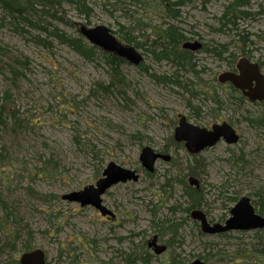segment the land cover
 I'll return each mask as SVG.
<instances>
[{
    "label": "rangeland",
    "instance_id": "rangeland-1",
    "mask_svg": "<svg viewBox=\"0 0 264 264\" xmlns=\"http://www.w3.org/2000/svg\"><path fill=\"white\" fill-rule=\"evenodd\" d=\"M160 1L84 0L82 13L63 3L55 18L41 16L70 37L80 25H104L124 44L128 35L143 59L124 60L116 77L103 50L87 60L0 5V264L35 248L47 264H260L264 229L205 233L191 212L224 224L242 196L257 211L264 204V103L216 80L242 56L264 76V0H181L168 15ZM167 25L202 42L193 68L151 52ZM219 44L228 48L220 57L205 50ZM181 115L206 129L228 122L239 140L190 154L173 136ZM144 146L170 161L147 171ZM110 162L138 175L101 196L112 215L61 199L95 185ZM153 235L167 250L143 260Z\"/></svg>",
    "mask_w": 264,
    "mask_h": 264
},
{
    "label": "water",
    "instance_id": "water-1",
    "mask_svg": "<svg viewBox=\"0 0 264 264\" xmlns=\"http://www.w3.org/2000/svg\"><path fill=\"white\" fill-rule=\"evenodd\" d=\"M78 32L89 44L102 49L104 52L113 53L121 59L130 62L133 65H139L143 59L142 54L134 46L121 43L114 34L104 26L86 27L80 25ZM199 41L187 40L181 44L182 49H189L192 52L200 49ZM234 71H223L217 76L219 83H230L242 95L246 96L251 102L264 101V76L260 72V67L256 62H251L247 57L242 56L236 64ZM173 136L176 142L183 143L190 154H196L204 148L213 147L220 140L227 144H235L239 140V134L228 123L213 124L211 129L199 127L196 124L189 123L185 116H180L177 126L174 128ZM170 161L171 157L162 152L158 153L151 147L144 146L139 154V159L144 169L152 172L154 164L158 159ZM138 175L135 170L124 169L113 162L106 165L103 174L96 180L95 185H87L82 190L70 192L61 197L62 200L69 202H78L82 207L91 205L103 216L112 215L102 203L101 196L109 187L118 184V182L137 181ZM188 183L195 188L199 187V180L195 177H188ZM192 218L200 221L201 231L210 234L228 233V231H250L264 229V215L256 213L250 197L242 196L231 207L230 216L224 224H210L204 213L200 210L191 212ZM148 247L152 249L153 254L161 255L167 249L164 244L157 243V236L153 235L147 241ZM20 264H47L45 253L42 249L35 248L31 251H25L19 257ZM187 264H206L203 260L197 258Z\"/></svg>",
    "mask_w": 264,
    "mask_h": 264
},
{
    "label": "trees",
    "instance_id": "trees-1",
    "mask_svg": "<svg viewBox=\"0 0 264 264\" xmlns=\"http://www.w3.org/2000/svg\"><path fill=\"white\" fill-rule=\"evenodd\" d=\"M83 2L84 0H0V5L5 13L10 14L11 16L19 17L23 20V22H25V24H28L31 28H33L34 30H38L41 33H46L47 31L48 33H50V36L57 39L60 43L70 46L78 54H81L87 60H91L94 55L92 53L93 50L96 49L98 52L99 50L97 47L91 44L88 45V42H85L81 34L79 35V37H70L69 35L67 36L65 33L60 31L58 28L53 27L50 23H41L42 15L55 18L56 8H59L63 3H68L70 6H73L74 9L82 13L84 12V10L81 9L84 5ZM181 3V0H176L172 3L169 0H161L159 2V6L164 7L163 11L167 9V14V12H169V10L171 9L170 7H173L172 5H180ZM176 13L177 11L175 10L174 13H171L170 15L172 17H175ZM225 17L226 15L224 14V18ZM161 33L162 35L159 36V41L155 40V42L151 45L153 48L150 49L154 55H157V59H168L180 66L184 67L185 65H191V68H193L190 59L191 52L188 49L186 50L181 48V44L184 43L187 38L183 36L178 31V29L174 28L172 25H167ZM125 36V40L128 41L127 44L131 43L130 39L127 37L128 35ZM37 40L40 41V39ZM154 47H158L159 51L154 49ZM205 50L207 52L213 53L215 56L220 57L222 56V53L227 52L228 48L225 45L223 46V44H219L217 45V47L210 45L209 47H206ZM100 53L103 56V62L110 67L112 74H114L115 77L118 76L119 73H117V70L119 69L121 63H123L124 59L119 58L113 53L111 54L104 51H101ZM231 89L235 91L233 87H231ZM237 97L242 100L240 95L237 94ZM255 121L257 120L255 119ZM3 123L4 122L2 121L0 112V124ZM192 190L196 193L195 189ZM233 199H235L236 201V198ZM199 205V202L194 204L191 203V205L187 207L186 210L190 211V209L198 207ZM258 205L259 210L257 211L255 209V211L259 215H264V204L259 203ZM145 255L146 257H144L143 260H148L150 258L149 256H151L148 253H145ZM257 261H259L260 264H264L263 251H261V255L257 257Z\"/></svg>",
    "mask_w": 264,
    "mask_h": 264
},
{
    "label": "flooded vegetation",
    "instance_id": "flooded-vegetation-1",
    "mask_svg": "<svg viewBox=\"0 0 264 264\" xmlns=\"http://www.w3.org/2000/svg\"><path fill=\"white\" fill-rule=\"evenodd\" d=\"M187 40H190V39H187ZM190 41H199V42L201 43V47H200V49H198V50H201V49H202V45H203V44H202V42H201L199 39H198V40H197V39H195V40H190ZM188 50H189V49H188ZM189 51H190V50H189ZM191 52H192V51H191ZM196 52H197V51H196ZM245 57H246V56H245ZM247 58H248L251 62H256V61H254V60L252 61V59H250L249 57H247ZM256 63L258 64V62H256ZM258 66H259V64H258ZM259 67H260V66H259ZM225 71H229V72L234 71V72H237V69L235 68V65H234V67H231V69H229V70H225ZM260 72H261V67H260ZM261 73H262V72H261ZM216 80H217V79H216ZM218 82H219V81H218ZM219 84H221V83H219ZM222 84H229L230 87H233V86H232L230 83H228V82H226V83H222ZM235 90H236V89H235ZM237 91H239V90H237ZM239 93H240V96H241L242 99L244 98V99H246V100H249L246 96L242 95V93H241L240 91H239ZM249 101H250V100H249ZM250 102H251V101H250ZM251 103H254V104L257 103V104L260 105V104L264 103V101H261V102H260V101H254V102H251ZM234 204H235V203H234ZM156 236H157V235H156ZM152 237H153V236H152ZM152 237H151V238H152ZM151 238H150V239H151ZM148 240H149V239H148ZM148 240H147V241H148ZM158 240H159V239H158V236H157V243L160 244V243L158 242ZM147 241H146V245H147V249H148L147 252H148L149 255H151V256L153 257L155 254H153L152 249L148 247ZM166 250H167V249H166ZM27 251H28V250H27ZM29 251H31V249H30ZM24 252H25V251H24ZM152 254H153V255H152ZM161 255H162V254H161ZM156 256H157V255H156ZM158 256H160V255H158ZM18 260H19V259H18ZM201 260H202V259H201ZM19 263H20V262H19Z\"/></svg>",
    "mask_w": 264,
    "mask_h": 264
}]
</instances>
